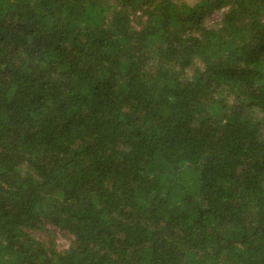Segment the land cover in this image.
I'll use <instances>...</instances> for the list:
<instances>
[{"label":"trees","instance_id":"obj_1","mask_svg":"<svg viewBox=\"0 0 264 264\" xmlns=\"http://www.w3.org/2000/svg\"><path fill=\"white\" fill-rule=\"evenodd\" d=\"M0 264H264V0H0Z\"/></svg>","mask_w":264,"mask_h":264},{"label":"rangeland","instance_id":"obj_2","mask_svg":"<svg viewBox=\"0 0 264 264\" xmlns=\"http://www.w3.org/2000/svg\"><path fill=\"white\" fill-rule=\"evenodd\" d=\"M216 18H217L216 15H211L210 20H215ZM54 237H55V243L57 244V247L59 246L62 249L67 248L68 241L63 236L57 233V235H55Z\"/></svg>","mask_w":264,"mask_h":264}]
</instances>
